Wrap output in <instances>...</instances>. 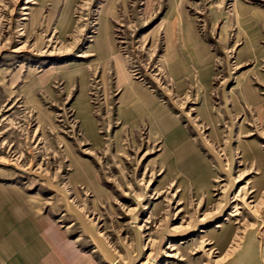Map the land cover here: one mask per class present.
Wrapping results in <instances>:
<instances>
[{
  "label": "rangeland",
  "instance_id": "obj_1",
  "mask_svg": "<svg viewBox=\"0 0 264 264\" xmlns=\"http://www.w3.org/2000/svg\"><path fill=\"white\" fill-rule=\"evenodd\" d=\"M0 264H264V0H0Z\"/></svg>",
  "mask_w": 264,
  "mask_h": 264
},
{
  "label": "crops",
  "instance_id": "obj_2",
  "mask_svg": "<svg viewBox=\"0 0 264 264\" xmlns=\"http://www.w3.org/2000/svg\"><path fill=\"white\" fill-rule=\"evenodd\" d=\"M14 200V203L13 205L17 206L20 208V210L15 213V215H17L18 217H16L18 220H20L22 217H24L25 215L28 217L26 218H23L25 219L24 221H27V222H30L32 224H34L35 226H37L38 228L41 227V222H43L44 220L42 219H34V217L31 215L30 211L26 208L27 205H29L26 200H24L22 197H15L13 198ZM19 234V233H18ZM17 234V236H18ZM24 235V234H23ZM42 235H43V232H42ZM15 236V234H12V235H8L6 236L7 240L6 242L9 244L10 243V246H11V250L13 251L14 250V243L18 242V243H22L24 241V239L20 238V236L22 237V235L20 236ZM17 237V238H16ZM25 238V236H23ZM25 242V241H24ZM27 249V248H25Z\"/></svg>",
  "mask_w": 264,
  "mask_h": 264
}]
</instances>
